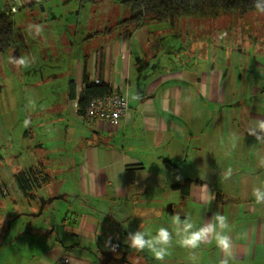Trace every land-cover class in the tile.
<instances>
[{
	"label": "crops",
	"instance_id": "obj_1",
	"mask_svg": "<svg viewBox=\"0 0 264 264\" xmlns=\"http://www.w3.org/2000/svg\"><path fill=\"white\" fill-rule=\"evenodd\" d=\"M122 1L18 4L12 54L22 56L23 50V56H34L35 62H55L49 79L35 85L60 82L61 91L30 94L35 109L29 105L19 113L31 152L5 183L11 188L5 203L0 199V230L11 227L21 215L32 216L18 209L16 199L26 194L15 178L36 168L46 175L47 193L31 191L28 204L63 195L78 217L71 224L61 221L67 244L44 233L41 255L33 257L37 264H58L66 257L69 264L93 260L107 264L114 257L157 264L147 251L129 248L125 238L140 225L153 234L161 226L171 231V216L178 211L182 220L190 215L197 226L215 212L227 216L234 243L231 264H264V205L256 204L252 195L254 187L264 185L260 164L264 143L246 132L251 119L264 118V41L251 37L246 44L226 46L208 39L199 14L180 17L173 33L156 21L126 28L119 22L131 12ZM10 2L0 0V8ZM56 20H64L60 28L54 27ZM36 23L45 25L40 36L27 31ZM172 36L176 43H170ZM85 71L92 83H106L127 99L128 109L119 123L86 121L79 114ZM0 89L5 90L3 83ZM7 96L8 104L22 97ZM7 112L11 114L8 108ZM26 118L31 121L27 128ZM232 133L238 135L234 149L229 143ZM228 150L231 155L226 157ZM229 167L233 175L225 181L221 173ZM187 181L185 191L181 186ZM212 195L215 199L209 204ZM106 227L113 233L108 235ZM9 233L0 232L2 244L8 243ZM113 235L119 239L113 251L100 245ZM73 251L76 256H71ZM195 251L197 264H219L221 254L214 243ZM170 252L165 261L189 259L190 250L175 242Z\"/></svg>",
	"mask_w": 264,
	"mask_h": 264
},
{
	"label": "rangeland",
	"instance_id": "obj_2",
	"mask_svg": "<svg viewBox=\"0 0 264 264\" xmlns=\"http://www.w3.org/2000/svg\"><path fill=\"white\" fill-rule=\"evenodd\" d=\"M68 4H70V1ZM38 13H40V10H38ZM199 18L202 19H200V27L205 24L207 25L208 39L214 40V38H216L217 42L219 43L221 41L223 42V45L230 46L246 44V42L250 41L251 37L258 38L260 42L264 41V15L257 11L250 12L244 16H240L235 12L223 13L217 18L199 14ZM63 23L64 20L59 21L58 23L56 20V26L54 25V27L60 28ZM160 24L162 25V29H170L169 31H172V33L178 28L177 25H174V28L171 27L168 22H161ZM204 37L205 36L203 35L201 38L204 39ZM229 37L232 39L231 43H229L230 41L227 42V38ZM176 41L177 40H175L174 36H172L170 43H176ZM12 51L13 49H10L6 52L5 56L0 57V84L3 83L5 86V90L0 89V199H2L4 203L6 201L5 196H8L10 193L11 186L9 187L6 185L10 182V173L13 172L17 166L19 167L24 164V159H26L25 156L31 149L29 144L30 141L24 136L22 120L19 119V113L23 109L30 108V94L41 91H61L60 82L56 83L48 80L46 83L35 85L37 81L47 79L53 74L57 66L55 62L37 60V62L32 64L29 68H17L15 65L9 63V57L13 56ZM175 52L177 51H174L173 55H175ZM20 54L22 56L24 55L23 50L20 51ZM24 91L27 92L26 95L24 94ZM7 93H20L22 96L21 100L18 99L17 96L16 99H10V103L8 104L9 101L5 99V97H8ZM8 105H10V107ZM7 108L11 114L7 112ZM32 151L34 152L33 149ZM43 187L44 182L39 185H33L31 191L38 192V195L42 196L44 193H47V190ZM26 197L33 198V195ZM26 197L22 196L20 199H16L19 205L18 209L23 213L28 211H30V213H38L41 201L38 202V204L35 201L32 205H29ZM8 201L11 202V199H8ZM69 201L70 200H66V197L56 198L53 201L46 203L40 215H21L22 217L19 220L17 219L11 227L8 228L6 226L4 230L1 229L0 232L3 234L8 230L10 233L8 240L6 239L8 241L6 244H2L3 236H0V264H37V258L34 259L33 257L37 256L39 259L41 255L39 252L41 247L39 241L45 239L46 235H44V233H49L48 235H52L53 238H57L67 244L66 241H69V238H67L68 234L65 229L62 228L63 225L61 221L65 219L66 223L71 224L74 222L75 218H78L76 215L77 213L74 214L76 209L71 206ZM17 214L18 212L13 213L14 216ZM50 216H52V219ZM39 226H41L42 229L38 228ZM45 226L46 228H43ZM106 229L107 231H105L108 235L114 231L108 227H106ZM23 230L25 232H23ZM106 239V243L101 242L100 245L113 251L117 247L116 243L119 242H115L116 238L114 235ZM71 242H76V239L72 238ZM68 244H70V242ZM90 254L91 256L96 257V254L93 255L91 251ZM71 256H76V251H73ZM127 259L128 257L126 259L124 258V262H129V264H131V262L132 264L141 263V260H131L130 262V260L127 261ZM157 264H160V262H157ZM163 264H191V262L189 259H186L185 262L183 260L182 262L178 260H168L164 261Z\"/></svg>",
	"mask_w": 264,
	"mask_h": 264
},
{
	"label": "clouds",
	"instance_id": "obj_3",
	"mask_svg": "<svg viewBox=\"0 0 264 264\" xmlns=\"http://www.w3.org/2000/svg\"><path fill=\"white\" fill-rule=\"evenodd\" d=\"M22 3L23 0H17V4ZM254 7L258 13L264 14V0H254ZM27 31L30 35L40 36L45 31V25L39 23L29 24ZM35 61L36 58L34 56L9 57V63L15 65L17 68H29ZM29 104L35 109V100L30 99ZM30 124L31 121L28 118L23 122L25 128L29 127ZM246 132L254 136L257 142L264 143V118L251 119ZM237 141L238 135L232 133L229 139L232 149L236 147ZM224 155L226 157L230 156L231 151H225ZM260 164L264 166V156L260 158ZM233 171L231 167L224 170L221 173L222 179L225 181L229 180L233 175ZM252 195L255 198L256 204L264 205V185L254 187ZM214 199V195L210 196L208 203L210 204ZM171 225V231L168 227L161 226L156 230L155 234L144 230L143 225H140L138 230L128 233L124 243L136 252L147 251L160 264H163L165 258L171 255L170 249L173 247L174 242L176 245L190 250L189 260L191 264H197L198 261L195 250L201 248L202 245L212 243L215 244L221 254L219 264H231V261L234 259V243L230 235L232 225L227 216L215 212L209 220L197 226L190 215L186 214V218L182 220L178 211L171 216ZM124 227L127 228V224Z\"/></svg>",
	"mask_w": 264,
	"mask_h": 264
},
{
	"label": "trees",
	"instance_id": "obj_4",
	"mask_svg": "<svg viewBox=\"0 0 264 264\" xmlns=\"http://www.w3.org/2000/svg\"><path fill=\"white\" fill-rule=\"evenodd\" d=\"M123 6L128 8L131 15L128 19L119 22V26L137 28L146 21H156L158 23L168 22L173 27L180 17L202 14L206 16L218 17L223 13L235 12L240 16L256 11L254 0H123ZM17 42L14 13L9 6L0 8V55L11 49ZM84 89L79 99V114L85 113L86 107L92 99L102 98L113 93L110 85L106 83H92L88 74L83 76ZM74 90L71 96L74 97ZM168 166H173L168 164ZM36 169V168H35ZM21 171L16 174V182L19 188L26 194H30L32 185L30 176L34 175V170ZM43 180L46 183V175L41 171ZM187 181L182 187L186 191ZM40 183H36L35 185Z\"/></svg>",
	"mask_w": 264,
	"mask_h": 264
},
{
	"label": "built area",
	"instance_id": "obj_5",
	"mask_svg": "<svg viewBox=\"0 0 264 264\" xmlns=\"http://www.w3.org/2000/svg\"><path fill=\"white\" fill-rule=\"evenodd\" d=\"M17 0H11L9 8L11 12L16 13L19 10ZM128 109L127 99L119 94L112 93L102 98H96L89 101L85 113L81 115L86 121L98 120L110 124H117ZM31 185L37 182L42 183L43 176L40 170L35 169L34 175L30 176ZM69 258L61 260L63 263H69Z\"/></svg>",
	"mask_w": 264,
	"mask_h": 264
},
{
	"label": "water",
	"instance_id": "obj_6",
	"mask_svg": "<svg viewBox=\"0 0 264 264\" xmlns=\"http://www.w3.org/2000/svg\"><path fill=\"white\" fill-rule=\"evenodd\" d=\"M56 198H63V195H55V196L50 197V198H47V199H45V198H41V206H40V210H39V212H38V213H28V214L33 215V216H35V215H40V214L42 213V211H43V208H44L45 204H46L47 202H51V201H53V200L56 199Z\"/></svg>",
	"mask_w": 264,
	"mask_h": 264
},
{
	"label": "flooded vegetation",
	"instance_id": "obj_7",
	"mask_svg": "<svg viewBox=\"0 0 264 264\" xmlns=\"http://www.w3.org/2000/svg\"><path fill=\"white\" fill-rule=\"evenodd\" d=\"M70 262V261H69ZM125 262L121 259L118 258H113L109 263L107 264H124ZM58 264H69V263H63V262H59ZM89 264H102L101 261L99 262V260H93L92 262H90Z\"/></svg>",
	"mask_w": 264,
	"mask_h": 264
}]
</instances>
